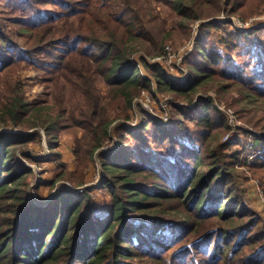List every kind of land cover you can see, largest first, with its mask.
<instances>
[{
  "label": "trees",
  "instance_id": "1",
  "mask_svg": "<svg viewBox=\"0 0 264 264\" xmlns=\"http://www.w3.org/2000/svg\"><path fill=\"white\" fill-rule=\"evenodd\" d=\"M3 1L0 128L19 131L0 132V264H264V218L246 197L235 166L241 160L264 187V133L245 112L255 128L237 125L222 141L233 129L227 118L209 97L192 103L209 84L227 81L241 100L264 107V42L255 44L251 37L264 25L229 30L215 19L204 21L222 12L248 17L262 10L264 0H166L180 25L204 21L184 57L189 75L182 83L158 63L132 58L157 20L143 0ZM222 28L221 42L240 51L243 63L208 39L210 30ZM24 66L38 72L53 102L25 99L22 84L12 78ZM153 82L159 92L187 102L173 106V126L141 107L137 128L124 121L112 125L128 118L133 97L151 90ZM39 128L46 134L48 160L61 168L66 164L56 147L63 129L81 130L73 147L79 169L110 132L116 135L115 150L99 154L106 172L100 184L108 197L104 212L89 187H62L43 206L34 201V171L15 147H29ZM247 153L252 157L246 159ZM82 174L67 177L79 185Z\"/></svg>",
  "mask_w": 264,
  "mask_h": 264
},
{
  "label": "rangeland",
  "instance_id": "2",
  "mask_svg": "<svg viewBox=\"0 0 264 264\" xmlns=\"http://www.w3.org/2000/svg\"><path fill=\"white\" fill-rule=\"evenodd\" d=\"M208 0H204L207 4ZM223 0H220V2ZM4 1L0 0V11L3 9ZM143 7L148 8L150 12L157 17L156 24L153 27V35L149 38H143L141 44L135 45L138 50L134 51L132 58L140 63V59H145L148 63H158L171 79L176 82L182 83L189 75V68L184 64V57L192 52L196 39L198 38L199 25L204 21H211L215 19L221 24H225V29H252L264 25V5L260 12L254 13L248 17H242L239 14L219 13L215 17H210L202 21L196 19L186 22L185 26L179 24L180 18L171 8V4L166 0H143ZM225 21H229L226 23ZM223 29V28H222ZM225 29L216 33L215 30H210L211 37L208 39H215L218 42L220 50L225 56H232L237 61L244 62L245 58L241 55L240 51H230L225 43L221 42V38L225 35ZM264 32V31H263ZM252 34V39L255 44L264 42V34L259 36V33ZM171 33V36L169 35ZM257 48L256 50H258ZM243 59V60H242ZM146 72L144 71L143 74ZM142 74V73H141ZM147 74V73H146ZM14 81L19 80L22 84L21 90L25 95V99L32 102L33 100L42 99L45 104L53 102V96L50 89H47L39 82L38 72L34 68L22 67L12 75ZM15 82L13 83V85ZM207 85V84H205ZM204 85V86H205ZM2 91L4 88L1 89ZM106 86L102 88V94H106ZM211 98L216 109L219 110L228 120V123L233 126V129L228 132L226 139L229 140L236 131L237 125H252L246 122L247 114L250 118L257 123L258 127L255 128L258 132L264 133V107L258 104L241 100L242 93L235 87L228 84L227 81H219L208 85L206 90H201L196 93L192 103L198 98ZM174 93H161L158 91L156 84L153 82L151 90H142L136 94L132 99V108L127 111V119L114 120L112 125H116L120 121H124L128 127L135 129L139 126L142 117L139 107L148 110L155 116L159 123H164L170 127L173 126L172 108L174 105H187V102L182 101ZM246 112V113H245ZM189 128L196 129L193 122L186 120ZM30 129L28 132H31ZM17 132L18 129H11L9 127H1L0 132ZM40 137L35 138L29 147L16 146L15 152L19 155L22 162L33 169L34 175L30 178V187L35 188L32 191L34 201L40 203L42 206L47 199L51 198L54 192L62 187L76 190L80 192L85 187L91 189V194L94 198L96 208L104 212L107 206L108 197L103 194L100 189L102 178L106 176V172L102 167L99 159L101 152L114 151L118 146V140L113 132H110V138L105 140L103 145L94 153L93 159L82 169L78 168V160L73 153L75 137H80V129H63L58 136V144L56 149L60 152L61 160L66 164V167L61 168L56 166L54 161L48 160L49 151L47 150L46 134L42 128H39ZM234 135V134H233ZM232 149H234L232 147ZM29 153L34 156L33 161L28 160L22 155ZM252 154L247 153L246 159L251 158ZM245 159V157H240ZM241 160L235 164L236 169L239 171L241 182L245 188V195L254 208L260 212L264 218V187L261 181L262 178L254 176L247 167L240 163ZM78 168V169H77ZM65 170V172H64ZM83 173L82 184L78 185V180L70 179L67 174ZM61 175V176H60ZM63 175V176H62ZM62 177V178H61ZM42 183L37 185L39 179ZM47 182H52L54 185L49 187ZM52 188V190H51ZM51 190V191H50Z\"/></svg>",
  "mask_w": 264,
  "mask_h": 264
},
{
  "label": "built area",
  "instance_id": "3",
  "mask_svg": "<svg viewBox=\"0 0 264 264\" xmlns=\"http://www.w3.org/2000/svg\"><path fill=\"white\" fill-rule=\"evenodd\" d=\"M227 136V135H226ZM226 136L224 138H226Z\"/></svg>",
  "mask_w": 264,
  "mask_h": 264
}]
</instances>
